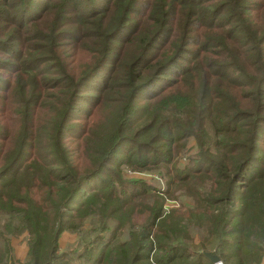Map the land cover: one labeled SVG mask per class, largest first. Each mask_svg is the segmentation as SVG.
<instances>
[{
    "label": "trees",
    "instance_id": "obj_1",
    "mask_svg": "<svg viewBox=\"0 0 264 264\" xmlns=\"http://www.w3.org/2000/svg\"><path fill=\"white\" fill-rule=\"evenodd\" d=\"M262 134L264 0H0V264H264Z\"/></svg>",
    "mask_w": 264,
    "mask_h": 264
},
{
    "label": "rangeland",
    "instance_id": "obj_2",
    "mask_svg": "<svg viewBox=\"0 0 264 264\" xmlns=\"http://www.w3.org/2000/svg\"><path fill=\"white\" fill-rule=\"evenodd\" d=\"M96 94V93H95ZM85 104V103H84ZM262 141H264V134H262ZM206 139L212 144V146L214 145L215 141H216V134L214 131V128L211 125L210 121H207L206 123ZM260 141V145H263V142ZM214 149V148H213ZM194 150V142L193 140H190L189 142V146L188 149L186 151V153L181 156L180 158V164L183 166L186 162V156L189 155L190 153H192ZM128 176L129 177H136L142 180H146L149 181L150 183L156 184L161 186L162 188L164 187V183L159 180V178L157 177L156 173H150V172H131V171H127ZM178 200H168L166 203V208H174V207H178ZM75 242V235L73 234H64L61 238V247L63 248H69L72 244H74ZM24 246L21 244V241H17L14 242V246H13V251H12V256L14 258H19L22 260L23 256H24Z\"/></svg>",
    "mask_w": 264,
    "mask_h": 264
},
{
    "label": "water",
    "instance_id": "obj_3",
    "mask_svg": "<svg viewBox=\"0 0 264 264\" xmlns=\"http://www.w3.org/2000/svg\"><path fill=\"white\" fill-rule=\"evenodd\" d=\"M205 254H206V256L209 258V260H210L213 264H215L216 262L220 261L219 257H217V256H215V255H213V254H211L210 252H206Z\"/></svg>",
    "mask_w": 264,
    "mask_h": 264
},
{
    "label": "built area",
    "instance_id": "obj_4",
    "mask_svg": "<svg viewBox=\"0 0 264 264\" xmlns=\"http://www.w3.org/2000/svg\"><path fill=\"white\" fill-rule=\"evenodd\" d=\"M215 264H223V262L222 261H218Z\"/></svg>",
    "mask_w": 264,
    "mask_h": 264
}]
</instances>
